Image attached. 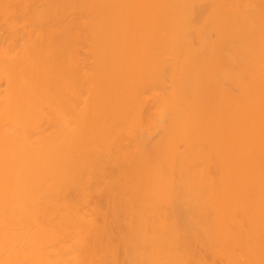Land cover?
<instances>
[{
  "label": "bare ground",
  "instance_id": "1",
  "mask_svg": "<svg viewBox=\"0 0 264 264\" xmlns=\"http://www.w3.org/2000/svg\"><path fill=\"white\" fill-rule=\"evenodd\" d=\"M0 18V165L39 154L0 169V264L214 255L255 235L246 212L264 224V0H0Z\"/></svg>",
  "mask_w": 264,
  "mask_h": 264
},
{
  "label": "rangeland",
  "instance_id": "2",
  "mask_svg": "<svg viewBox=\"0 0 264 264\" xmlns=\"http://www.w3.org/2000/svg\"><path fill=\"white\" fill-rule=\"evenodd\" d=\"M0 25H1V33H2L1 37L3 40L2 42L6 44L7 38H8V32L7 30H5L4 24L1 18H0ZM229 82L230 81H227L225 83L226 86L233 87L235 91L234 94L237 96V100H241V99L246 100L245 102H243L245 106L248 107V106L254 105L255 102L258 99H260V96L258 94H255L254 92H246L245 94H241L240 92L236 90L237 85L233 83H229ZM256 85L259 90L264 88V82L257 81ZM7 89H8V84L6 82V79L1 78L0 79V100H3ZM261 113H263L262 110H261ZM220 119L221 118L218 116L214 118V121L217 122V121H220ZM11 153H13L15 157H17V159H14V157L11 156ZM1 154L4 156V159H5V162H3L0 165L1 170L5 169L7 165L10 163L12 165H15L17 161L19 160V156L25 157L26 159H37L39 157V154L33 150H27L21 153V151L18 149H14V150L11 149V150L2 151ZM244 216L247 217L250 221L249 223L247 218H244L245 225L252 228V232H256L255 235H251L250 240H247V237L245 235H243L241 238L237 237L238 240L237 239L230 240L227 238H222V240H219L221 241L219 242L220 245H218L219 243H217V247L219 248L217 247L215 248L216 244L214 243L213 249L216 250V251H213L214 255H211L212 252L210 253V251L207 253L209 249L208 246L210 244V243L207 244L208 242H205L207 246L204 243L203 245L201 244L202 245L201 248L202 247L204 248L202 250L203 251L205 250L207 254L203 253L204 256L198 255V256L189 257V258L181 257V256H162V255L155 256L154 254H152L153 255L152 256L150 253H153V251H150V248H149L150 253L149 251H146L148 247H151V246H148L146 247V250L145 251L143 250V252L141 253L143 257H139V254L136 253L137 255L136 257H132V256L130 257L127 255L125 257L119 256V259L116 258L118 262L117 261L114 262V259L113 261L111 259L113 258V256H111V258L110 256H108V259L110 258L108 260V264L110 260H111V264L112 262L113 264H116V262L118 264H125V263L131 264V262L136 263V264H264V249H263L264 244L255 240L257 235L263 231L264 224L257 222L253 218V215H249V213L247 214V212L244 214ZM204 245L208 249H206ZM144 252H146V254Z\"/></svg>",
  "mask_w": 264,
  "mask_h": 264
}]
</instances>
